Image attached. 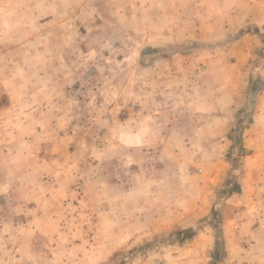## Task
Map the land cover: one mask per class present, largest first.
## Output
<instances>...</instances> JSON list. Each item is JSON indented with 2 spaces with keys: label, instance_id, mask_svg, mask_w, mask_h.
Returning a JSON list of instances; mask_svg holds the SVG:
<instances>
[{
  "label": "rangeland",
  "instance_id": "rangeland-1",
  "mask_svg": "<svg viewBox=\"0 0 264 264\" xmlns=\"http://www.w3.org/2000/svg\"><path fill=\"white\" fill-rule=\"evenodd\" d=\"M96 1L90 5L94 13L85 17L76 11L81 3L58 6L61 17L55 23L62 30L54 34L55 20L48 21L44 14L56 12L54 1L0 0V264H179L165 250L194 241L206 222L210 224L204 220L190 228H161L137 223L154 222L155 216L160 225L165 213L137 210L132 195L138 185L135 168L144 165L143 170L158 171L164 164L119 160L115 156L125 150L115 141L128 138L126 123L142 113L141 83L134 77L143 75L147 65L142 61L154 54L144 42L146 36L131 33L129 23L134 20L126 17L134 3ZM42 41L44 50L38 46ZM58 45L62 50L54 51ZM54 103L62 107V125H46L39 154L57 152L59 145L53 146L60 139L66 157L56 161V167L45 160L24 161L12 144L35 139L38 110ZM53 117L44 115L45 120ZM103 168L109 170L113 190L110 197L96 198L95 191L103 186H87L97 181ZM60 169V183L52 187L48 178ZM119 169L129 173L130 180L118 187L113 174ZM91 191L94 194L88 196ZM172 213L171 217L177 215ZM186 231L190 237L183 234Z\"/></svg>",
  "mask_w": 264,
  "mask_h": 264
},
{
  "label": "crops",
  "instance_id": "crops-1",
  "mask_svg": "<svg viewBox=\"0 0 264 264\" xmlns=\"http://www.w3.org/2000/svg\"><path fill=\"white\" fill-rule=\"evenodd\" d=\"M52 1L57 10L44 12L48 21L61 17V6L73 3L74 7L81 3L76 11L90 16L94 13L90 5L96 0H43ZM129 1L134 3L126 17L134 20L129 23L134 28L131 33L146 36L144 42L154 56L142 61L147 69L134 77L135 83H141L142 113L126 123L128 138L115 141L125 152L115 157L123 161L131 157L129 161L137 164H164L158 171L143 170L144 165L135 168L138 185L132 195L137 210L165 213L160 225L155 216L154 222L137 223L190 228L210 220L194 241L165 250L174 263L264 264V0ZM55 22L54 34H60L62 25ZM38 46L45 48L43 41ZM140 62H135L134 73ZM46 114L54 117L45 120ZM37 116L39 135L12 146L25 156L24 161L45 160L55 166L66 157L61 140L55 141L53 148L59 145V149L53 154L40 155L39 149L46 125L61 127L62 107L54 103L39 109ZM61 170L48 178L52 187H58ZM38 172L46 176L45 171ZM113 175L118 187L130 180L122 169ZM96 180L87 190L103 186L94 190L95 197H110L109 185L114 182L109 170L103 168ZM75 190L70 195H76ZM123 197L134 199L129 194ZM174 212L177 215L171 217ZM210 215L214 219H208ZM195 242L200 245L195 247Z\"/></svg>",
  "mask_w": 264,
  "mask_h": 264
},
{
  "label": "trees",
  "instance_id": "trees-1",
  "mask_svg": "<svg viewBox=\"0 0 264 264\" xmlns=\"http://www.w3.org/2000/svg\"><path fill=\"white\" fill-rule=\"evenodd\" d=\"M183 234H185V236H187V237H190L191 236V234L188 231L183 232Z\"/></svg>",
  "mask_w": 264,
  "mask_h": 264
}]
</instances>
